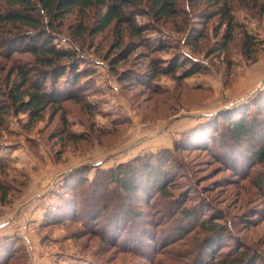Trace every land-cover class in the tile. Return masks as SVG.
I'll return each instance as SVG.
<instances>
[{"label": "rangeland", "instance_id": "obj_1", "mask_svg": "<svg viewBox=\"0 0 264 264\" xmlns=\"http://www.w3.org/2000/svg\"><path fill=\"white\" fill-rule=\"evenodd\" d=\"M179 2L185 13L165 20L136 15L147 23L139 39L124 24L119 35L112 26L89 31L96 7L74 9L48 30L53 44L75 52V75L66 68L44 79L67 92L38 119L0 107V243L19 240L0 264H231L244 249L264 257L256 184L264 161L252 159L264 146L263 0H230L225 46V23L215 16L202 24L204 4ZM25 31L0 25V105L15 67L26 64L39 78L35 56L12 49ZM245 32L254 43L247 54ZM155 65L174 73L149 81ZM234 117L259 126L261 143L251 135L229 142ZM118 164L129 174L152 165L159 177H137L141 190L120 195L116 176L101 173ZM215 223L219 232H207Z\"/></svg>", "mask_w": 264, "mask_h": 264}, {"label": "trees", "instance_id": "obj_2", "mask_svg": "<svg viewBox=\"0 0 264 264\" xmlns=\"http://www.w3.org/2000/svg\"><path fill=\"white\" fill-rule=\"evenodd\" d=\"M5 4V8L0 11V25L3 23H19L26 27L25 36L18 41V45H12L13 50L20 52L23 49L29 51L35 56L36 62L39 64V78L35 77L31 73V69L27 65H18L16 69V77L13 79L9 87L2 94L8 99L7 105H0L1 110L6 107H10L14 112H23L27 114L28 119L33 121L40 118L43 109L48 106L55 104L58 100L63 98L64 92L58 88L51 89L44 84L45 78L49 75H61L65 69L70 70L71 75H75L73 72L75 66L73 63L75 52L70 49H63L57 47L52 43L51 38H48V30L59 26V21L70 13L74 9L83 10L89 7H96L94 21L89 26V31L96 33L112 26L114 29H118V35L121 33L120 26L124 24L129 32L133 34L137 39L141 37L142 31L147 27V23H137L135 21L136 15L151 16L155 21L165 20L168 17L184 14L185 12L181 8L180 0H0ZM193 4V5H192ZM204 4L203 9L199 12V22L202 24L206 23L213 17H217L219 25L225 23V32L223 33L224 39H222L221 45L225 46L227 41L230 39L231 30L233 27V16L231 13L230 0H191V7L195 8L197 5ZM262 10L264 11V0L261 4ZM103 9V10H101ZM58 24H57V23ZM56 23V25H55ZM84 25L78 26V33H81L84 29ZM194 30V35L199 36ZM29 35L38 38L39 43L32 41L28 43ZM34 37L32 40H34ZM194 41V40H193ZM252 39L248 33H244L242 49L243 53L247 54L246 51L251 50L253 46ZM158 49H166L168 46L165 42H160L157 45ZM221 48V46H220ZM61 60H68L65 68L62 66ZM179 63V62H178ZM176 63V64H178ZM181 63V62H180ZM50 69V73L48 70ZM72 70V71H71ZM154 72L148 75L147 80H152L158 74L174 73V70L169 67L154 66L152 69ZM184 71H187L186 69ZM48 74V75H47ZM184 75L190 74L183 73ZM124 78V76L122 77ZM1 92V90H0ZM67 96H70L67 95ZM69 98L78 100L74 95ZM230 124V128L226 131L230 132L228 135L229 142L232 144L240 142L246 135H251V143L257 141V144L261 143L263 138L262 132H259L261 128L254 126V124L248 123L245 117H234L227 120ZM256 131V133H255ZM256 136V137H255ZM246 139V138H245ZM256 139V140H255ZM253 160L264 161V146L255 151L252 155ZM141 170L132 169L131 173L127 172V166L125 164H118L113 172H101L102 175H115L116 176V188L118 193L125 194L127 192H136L141 190L135 185L134 179L137 177L142 180L148 181L147 179H155L159 174L154 171L152 165L140 166ZM137 175V176H136ZM142 175V177H141ZM97 177H95L91 183V186L95 188L97 183ZM142 178V179H141ZM158 180V179H157ZM156 180V182H157ZM86 181V179H85ZM97 183V184H96ZM103 184V183H102ZM257 186L259 187L262 195L264 196V174L257 180ZM163 187L157 188L161 190ZM181 218H190L192 213L188 212L187 209H183ZM185 220V219H184ZM219 224H208L206 225L207 232H219ZM117 231V230H116ZM137 235V234H136ZM130 239V238H129ZM130 241V240H129ZM19 242L16 238H11L0 243V256L5 255V251L9 246L13 247ZM133 241H130V243ZM212 244V241L210 242ZM150 245V244H149ZM7 256V255H6ZM7 258V257H6ZM263 256L251 257L247 249L238 251L233 257H231V264H264V261L260 259ZM2 262V261H1Z\"/></svg>", "mask_w": 264, "mask_h": 264}]
</instances>
